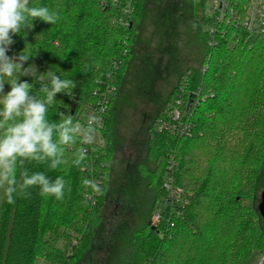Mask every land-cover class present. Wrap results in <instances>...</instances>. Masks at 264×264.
Segmentation results:
<instances>
[{
	"label": "trees",
	"instance_id": "16d2710c",
	"mask_svg": "<svg viewBox=\"0 0 264 264\" xmlns=\"http://www.w3.org/2000/svg\"><path fill=\"white\" fill-rule=\"evenodd\" d=\"M196 1L194 6L190 0L191 8L199 11L202 21L193 14L194 20L206 28L200 30L201 66L179 76L148 126L146 160L152 165L140 163L137 172L151 193V204L145 226L131 233V250L122 264H245L255 252L264 264V222L258 210L264 190V32L252 34L241 25L218 23L205 13L206 0ZM251 2L227 0L241 20ZM30 3L47 6L60 18L54 25L34 21L33 28L13 37L8 54H18L25 47L34 56L28 63L73 79L77 84L73 96L58 94L49 118L58 120L56 113L65 112L74 116V122L85 124L81 116L93 115L99 92L107 83L118 88L124 78L145 0ZM261 3L264 8V0ZM129 4L132 25L124 27L120 21ZM209 28L214 34H209ZM115 61L121 62L117 70ZM20 79L33 83V91L39 92L40 85L32 77ZM188 93L199 95L187 112L186 105L181 110V124L188 134L162 129L160 122L174 109L177 95ZM108 121L109 106L97 139L90 145L78 141L68 146V162L60 168L19 166L18 178L27 167L53 180L63 176L67 187L62 200L42 197L38 188L15 203L4 198L0 264H77L90 251L104 220L115 151ZM81 146L87 150L86 158L75 166L73 153ZM170 175L172 185L185 194L183 206L164 205L168 194L163 183ZM83 179L96 180L102 191L97 194L85 188ZM158 205L160 222L152 227L150 218Z\"/></svg>",
	"mask_w": 264,
	"mask_h": 264
},
{
	"label": "rangeland",
	"instance_id": "374dc122",
	"mask_svg": "<svg viewBox=\"0 0 264 264\" xmlns=\"http://www.w3.org/2000/svg\"><path fill=\"white\" fill-rule=\"evenodd\" d=\"M193 3L196 6L198 2ZM205 13L208 14V4ZM193 14L202 21L199 11L193 12L190 0H145L131 58L109 105L106 128L114 139L115 151L104 220L90 251L77 264H122L131 250V233L146 224L151 193L140 178L137 165L145 163L151 168L146 160L148 126L164 107L179 76L187 69L201 66L200 30L206 28L194 20ZM37 69L45 71L43 66ZM178 95L174 109L181 113L189 93ZM179 99L184 103L180 104ZM89 116L90 113H84L82 121ZM4 198L0 189V217ZM245 264H262V259L255 252Z\"/></svg>",
	"mask_w": 264,
	"mask_h": 264
},
{
	"label": "clouds",
	"instance_id": "9594fccd",
	"mask_svg": "<svg viewBox=\"0 0 264 264\" xmlns=\"http://www.w3.org/2000/svg\"><path fill=\"white\" fill-rule=\"evenodd\" d=\"M59 18L56 11L33 6L30 0H0V189L8 203H15L18 197L29 198L33 188H38L42 197L62 200L67 187L63 176L53 180L43 171L30 172L24 167L18 178L19 166L35 163L49 170L60 168L68 162V146L78 141L81 145L92 144L102 124L97 115H90L85 124L74 122V116L65 112L56 113L58 120L50 119L49 109L57 95L72 97L76 82L56 72H39L34 63H28L34 56L25 47L18 54H8L15 43L13 37L33 28L34 21L54 25ZM21 77L37 81L39 92ZM86 154L85 147L76 149L73 165L79 166ZM82 183L94 193L102 191L96 180L83 179Z\"/></svg>",
	"mask_w": 264,
	"mask_h": 264
},
{
	"label": "built area",
	"instance_id": "2783aa9c",
	"mask_svg": "<svg viewBox=\"0 0 264 264\" xmlns=\"http://www.w3.org/2000/svg\"><path fill=\"white\" fill-rule=\"evenodd\" d=\"M206 4H208V14L210 16H214L215 20L218 23H230L234 24L235 26L241 25L243 28H245L248 32L252 34L264 32V8L262 6L261 0H252L247 10V15L242 20L240 19L238 13L233 11L229 7L227 0H206ZM130 13L131 8L129 4L123 10V14L125 17H123L120 21V23L124 27H130L132 24L130 20ZM255 26H257V28ZM209 34H214L213 28H209ZM212 43L213 41L209 42L210 45ZM120 65V61H115L113 63V69L117 70ZM116 92L117 88L112 83H107L104 87V90L99 92V99L93 110V115H97L102 121V124L97 131L101 130L104 126L108 106L110 104L111 99L115 96ZM180 97L181 96H179L178 98ZM188 98H191L192 101L186 104L185 112H187V109L190 108V105L194 101L198 100L199 95L198 97H196L194 93H190ZM181 101L182 99L179 102ZM180 104H182V102ZM177 105L179 106V103H177ZM182 115V112L180 113V111L174 109L171 113L168 114L166 119L161 120L160 127L176 135H187L188 130L186 125H184L183 123L181 124ZM163 188L168 194V198L164 201V205H166V203H169L171 206H183L186 204L185 194L181 189L176 188L172 185L171 175L168 176V178L164 181ZM168 200L169 202H167ZM159 209L160 208H157L150 218V224L152 227L158 226L160 222L161 215ZM170 226L172 227V223H170Z\"/></svg>",
	"mask_w": 264,
	"mask_h": 264
},
{
	"label": "water",
	"instance_id": "95a60500",
	"mask_svg": "<svg viewBox=\"0 0 264 264\" xmlns=\"http://www.w3.org/2000/svg\"><path fill=\"white\" fill-rule=\"evenodd\" d=\"M258 210L262 216L264 222V190L260 194V203L258 205Z\"/></svg>",
	"mask_w": 264,
	"mask_h": 264
}]
</instances>
